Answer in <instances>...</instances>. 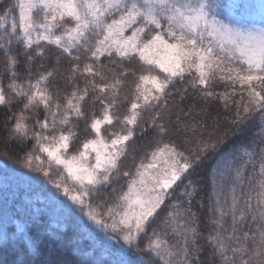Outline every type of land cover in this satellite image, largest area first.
Wrapping results in <instances>:
<instances>
[{"label":"snow or ice","instance_id":"snow-or-ice-1","mask_svg":"<svg viewBox=\"0 0 264 264\" xmlns=\"http://www.w3.org/2000/svg\"><path fill=\"white\" fill-rule=\"evenodd\" d=\"M0 157V264H264V0H0Z\"/></svg>","mask_w":264,"mask_h":264},{"label":"trees","instance_id":"trees-1","mask_svg":"<svg viewBox=\"0 0 264 264\" xmlns=\"http://www.w3.org/2000/svg\"><path fill=\"white\" fill-rule=\"evenodd\" d=\"M7 2V0H6ZM15 167L13 165L12 161L7 160L6 158L0 157V173H2L6 168H12ZM89 243H93L97 249V254L99 255L102 253L105 249V243L102 240H95V241H89ZM42 247V245H41Z\"/></svg>","mask_w":264,"mask_h":264}]
</instances>
